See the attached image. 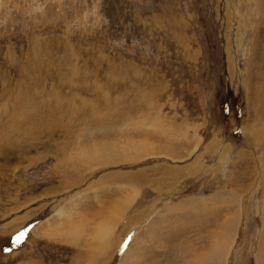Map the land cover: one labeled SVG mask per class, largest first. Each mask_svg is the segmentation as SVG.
Segmentation results:
<instances>
[{
  "label": "rangeland",
  "instance_id": "374dc122",
  "mask_svg": "<svg viewBox=\"0 0 264 264\" xmlns=\"http://www.w3.org/2000/svg\"><path fill=\"white\" fill-rule=\"evenodd\" d=\"M127 196L95 264H264V0H0V264Z\"/></svg>",
  "mask_w": 264,
  "mask_h": 264
},
{
  "label": "bare ground",
  "instance_id": "6f19581e",
  "mask_svg": "<svg viewBox=\"0 0 264 264\" xmlns=\"http://www.w3.org/2000/svg\"><path fill=\"white\" fill-rule=\"evenodd\" d=\"M262 95H261V97H262ZM133 198H134V196H127L125 199H123L122 202L115 204V206L112 207L110 212L108 211L109 214H107L105 216V218L97 225L98 227L94 231V235L92 236L93 243L91 245L92 253L93 252L94 253H93L92 257H91V260L87 264H95L96 260L98 258H100V256L101 257L103 256V252H105L106 250L109 251L110 249H112V247H110L111 246L110 241L108 240V237L113 235L112 224L117 222L119 220V218L122 217L123 212L132 203ZM172 208L170 207L169 210H174L175 209V208H173V209ZM57 216H58L59 220H61L66 215H65L64 211L59 210ZM234 221L235 220L231 221L232 223L229 226L230 227V232H229L227 237H228V240L231 241V242H229L228 245H232L234 243V241H235V238H236V234H237V232L235 230L236 222H234ZM48 226H50V225H48ZM68 228H70V227H68ZM71 228L74 229L75 227L74 228L71 227ZM67 231H69V230H66L65 234H67ZM69 232H68V234L70 236L71 235L73 236V235L76 234V232H73V231H69ZM75 240H77V238H75ZM228 245H223V247H226Z\"/></svg>",
  "mask_w": 264,
  "mask_h": 264
},
{
  "label": "snow or ice",
  "instance_id": "6c2138e0",
  "mask_svg": "<svg viewBox=\"0 0 264 264\" xmlns=\"http://www.w3.org/2000/svg\"><path fill=\"white\" fill-rule=\"evenodd\" d=\"M23 233H20L16 238H15V243H19L21 240V237L23 236Z\"/></svg>",
  "mask_w": 264,
  "mask_h": 264
},
{
  "label": "crops",
  "instance_id": "0c3cea01",
  "mask_svg": "<svg viewBox=\"0 0 264 264\" xmlns=\"http://www.w3.org/2000/svg\"><path fill=\"white\" fill-rule=\"evenodd\" d=\"M199 144V142L196 144V145H198ZM93 241V240H92Z\"/></svg>",
  "mask_w": 264,
  "mask_h": 264
}]
</instances>
